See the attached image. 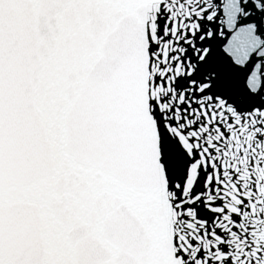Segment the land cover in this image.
Returning a JSON list of instances; mask_svg holds the SVG:
<instances>
[{
  "label": "snow or ice",
  "instance_id": "snow-or-ice-1",
  "mask_svg": "<svg viewBox=\"0 0 264 264\" xmlns=\"http://www.w3.org/2000/svg\"><path fill=\"white\" fill-rule=\"evenodd\" d=\"M0 264H264V0H0Z\"/></svg>",
  "mask_w": 264,
  "mask_h": 264
}]
</instances>
